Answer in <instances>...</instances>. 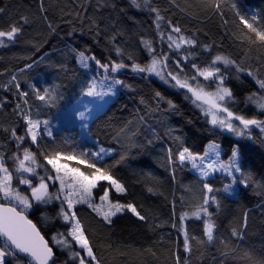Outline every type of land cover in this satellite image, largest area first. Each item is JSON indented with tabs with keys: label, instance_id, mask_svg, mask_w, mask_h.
<instances>
[{
	"label": "snow or ice",
	"instance_id": "1",
	"mask_svg": "<svg viewBox=\"0 0 264 264\" xmlns=\"http://www.w3.org/2000/svg\"><path fill=\"white\" fill-rule=\"evenodd\" d=\"M128 7L150 18L147 28L115 0L61 9L59 22L45 0H37L39 17L50 34L59 35L64 23L71 28L66 35L74 37L78 22L83 35L87 22L92 44L99 46L103 37L106 47L97 55L92 45L69 44L56 50L63 57L60 62H51L48 52L39 60L29 57L30 63L18 73H7L9 78L0 84V116L8 118L0 121V264H157V247L167 253L165 264H202L210 247L220 252L221 264L237 253L246 264H264V244L259 255L252 245L244 246L253 210L244 209L237 218L227 203L242 207L251 187L262 197L256 208L264 214V185L246 164L240 143L254 139L256 131L264 137V8H251L246 0H199L183 6L166 0L165 7L155 0H128ZM105 9L116 16L102 28L104 18L98 21L88 13ZM214 18L219 40L199 26ZM0 20L3 49L18 44L34 23L28 15H12L7 4L0 7ZM192 22L197 26L189 27ZM133 38L135 47H130ZM225 39L239 52L227 50ZM45 60L78 89L75 103L64 104L63 80L49 83L25 76ZM126 72L148 83L159 80L181 93L212 131L238 139L228 149L210 139L200 152L183 146L175 135L179 130L169 128L167 135L178 146L164 149L165 170L175 186L166 190L151 172H141L143 179L133 172L137 178L130 184L118 174L129 160V149L121 143L124 130L113 137L120 151L105 147L91 130L122 89L135 90L120 78ZM150 99L157 108L166 103V111H179L159 90L153 89ZM139 103L149 107L144 98ZM77 125L78 135L60 137L66 127ZM156 146L151 139L135 145L146 151ZM177 168L194 171L195 184L180 185ZM218 178L219 187L214 183ZM153 180L156 183H150ZM136 185L162 200V207L141 202ZM126 218L158 239L139 246L116 242L117 222ZM215 260L213 256V264Z\"/></svg>",
	"mask_w": 264,
	"mask_h": 264
},
{
	"label": "trees",
	"instance_id": "2",
	"mask_svg": "<svg viewBox=\"0 0 264 264\" xmlns=\"http://www.w3.org/2000/svg\"><path fill=\"white\" fill-rule=\"evenodd\" d=\"M89 2L90 0H45V5L50 6V12L54 14L56 21L59 22V17L64 15L61 9H64L65 12L73 9L80 10L76 8L77 5L82 4L88 7ZM97 2L98 0H91L93 6ZM115 2L118 8H126L129 15H134L138 20L143 21L145 28H147L150 18L145 14L137 13L134 8L128 7V0H115ZM155 2L160 7L166 6V0H155ZM177 2L183 6L189 3H199V0H177ZM5 4L8 5L12 15H28L34 23L26 27L23 39L18 44L7 49L0 48V73H5V75L0 76V84L5 83L9 78L7 73H18L20 68L24 67L26 63H30L31 60L29 57L33 60H39L41 55L48 52L51 54V62L62 61L63 57L61 56V52L56 50H65L66 45L69 44H78L81 47L89 44L93 46L94 53L97 55L104 54L106 47L104 38H100L99 46L93 45L91 34L87 31V22L84 25L83 35L79 31L80 24L78 22L75 24L78 30L74 34V37L66 35L71 28L64 23H61L60 28L57 30L59 35L50 34L46 25L39 17L37 0H0V7ZM246 4L251 8H264V0H246ZM81 15H84L83 11H81ZM88 15L93 16L98 21L103 17L104 19L101 22V27L103 28L105 24L109 23V18H115L116 12H113L111 9H105L101 13H95L92 10L89 11ZM72 18L74 19V17ZM184 22L187 23V20ZM0 23H3V21L0 20ZM217 24L218 18H214L207 25L199 26L205 27L209 31L210 38L219 40L220 32L217 30ZM195 26H197L196 22L189 24V27ZM147 31L149 35L152 34L150 28ZM128 43L130 47H135V38ZM224 44L227 50L239 52V49L235 46L229 47L231 44L230 40L225 39ZM34 46L39 47L40 51L36 52ZM48 63L49 61L45 60L39 66L34 65L30 72L25 73V76L29 79L35 78L37 80L43 78L49 83L53 80H63L67 84V87L63 89L65 97L64 104L75 103L78 96V89L74 88L72 83L54 68L48 67ZM71 66L75 67L74 63ZM120 78L132 84L135 90L129 91L122 89L120 95L109 103L100 118L91 124V130L101 144L105 147L115 146L118 151L123 149L119 144L115 143L113 137L120 134L122 129L124 130V133L121 135V143L124 148L129 149V160L126 166H122V169L118 170V174L123 176L130 184L137 176L143 179V176H140L141 172H151L154 177L165 185L166 190L175 186L170 184L168 172L165 170L166 159L164 149L171 145L175 150L178 146L167 135L169 128L179 130L175 135L181 137L183 146L200 152L203 151L204 145L210 139H215L225 149H228L230 142H235L238 139L230 133H221L219 129L212 131L211 126L206 123L198 109L194 108L189 101L184 100L181 93L170 89L159 80H153L151 83H148L132 75L130 72H126ZM153 89L159 90L166 99H171L178 106L179 111H166L168 107L166 103H161L160 107L157 108L155 100L150 99ZM0 95H3V93L0 92ZM141 98H144L148 102L149 107H145L139 103ZM53 112L55 113V110ZM7 119L6 116H0V121H6ZM153 131L159 135V140L153 135ZM79 132L80 129L78 126L76 128L66 127L60 133V137H74ZM253 136L254 139H244L240 143L243 148L246 164L254 172L257 183L264 185V137H261L258 131L254 132ZM149 139L153 140L157 145L150 151H146L143 147H135L136 144H146ZM115 159H119V156H115ZM133 172L137 176H133ZM176 179L180 185L195 184L197 177L190 168H177ZM150 183L154 184L156 180ZM214 183L219 187L221 180L218 178ZM134 191L137 198L146 205L162 207L163 201L156 197H149L141 185H136ZM261 202L262 197L255 195L251 187L247 190V194L242 197V207H238L237 205H233L231 201H227L231 214L237 218L241 217L244 209L253 210L249 215V228L246 235L247 243L244 246L252 245L256 255L260 254L261 245L264 244V214L256 208V205ZM226 226L227 221H225ZM146 236L150 238L146 239ZM113 239L116 242L127 241L134 246H139L141 244L147 245L152 240L158 239V237L146 234L143 228L134 224L133 220L126 218L117 222L116 235ZM173 239H175V236H173ZM156 250L160 257L157 264H165L167 253L159 247ZM213 256L216 257L215 264H221L222 258L220 257V252L215 247H210L204 252L202 264H213ZM241 256L242 253H237L235 259L229 256L224 261V264H246L240 258ZM148 259L149 261L152 260L151 257Z\"/></svg>",
	"mask_w": 264,
	"mask_h": 264
},
{
	"label": "rangeland",
	"instance_id": "3",
	"mask_svg": "<svg viewBox=\"0 0 264 264\" xmlns=\"http://www.w3.org/2000/svg\"><path fill=\"white\" fill-rule=\"evenodd\" d=\"M85 100H87V98H85ZM111 101H112V100H110L109 103H110ZM97 102H99V101H97ZM109 103L105 106V109L107 108V106L109 105ZM105 109H104V110H105ZM53 122L55 123V120H54ZM77 126H78V125H77ZM68 127H71V126H68ZM78 127H79V126H78Z\"/></svg>",
	"mask_w": 264,
	"mask_h": 264
}]
</instances>
